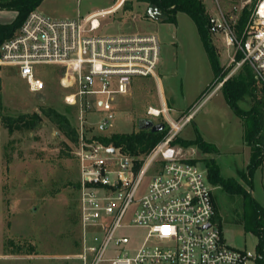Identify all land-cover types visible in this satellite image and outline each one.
I'll use <instances>...</instances> for the list:
<instances>
[{
	"label": "built area",
	"instance_id": "built-area-1",
	"mask_svg": "<svg viewBox=\"0 0 264 264\" xmlns=\"http://www.w3.org/2000/svg\"><path fill=\"white\" fill-rule=\"evenodd\" d=\"M105 14L67 20L36 9L0 48V65L15 67L33 92L45 88L38 65L65 67L64 100L78 107L80 248L45 256L48 264H257L258 254L229 245L214 219L206 167L173 144L193 112L177 122L164 106H149L147 117L164 114L170 130L141 161L100 139L115 118L116 95H126L136 76L156 77L161 53L154 33L96 35ZM233 19L210 15V31L221 36L231 65L216 88L244 63L264 84V0H255L241 37ZM96 106L103 114L98 132L87 124Z\"/></svg>",
	"mask_w": 264,
	"mask_h": 264
},
{
	"label": "rangeland",
	"instance_id": "rangeland-1",
	"mask_svg": "<svg viewBox=\"0 0 264 264\" xmlns=\"http://www.w3.org/2000/svg\"><path fill=\"white\" fill-rule=\"evenodd\" d=\"M123 1L43 0L37 8L51 18L67 20L82 19L96 12L109 13L97 17L100 27L96 35L154 33L158 36L161 53L157 76H136L126 95H116V115L104 133L138 129L139 120L147 118L149 106H164L177 122L184 120L186 112H193L179 135L184 139L200 135L216 151L203 154L192 147L185 149V154L200 160L202 168L203 159L213 157L225 177H238L249 163L251 148L244 143L241 119L227 102L223 90L217 86L206 90L215 75L195 22L184 12L177 14L176 22L156 20L147 14L150 7L147 2L130 0L131 7L127 9L122 7ZM206 2L210 15L233 14L231 24H234L244 7L252 11L255 0ZM14 16V10L0 9V23L10 22ZM213 39L221 65L225 70L230 69L221 36L213 35ZM0 69L5 114L40 113L43 107H52L78 127V107L64 100L61 79L65 67L38 65L36 71L45 88L37 92L30 91L15 67L4 65ZM240 106L248 110L250 99L241 101ZM93 110L87 114V124L98 132L103 114L97 106ZM151 119L167 123L164 114ZM74 150V144L47 117L36 129L16 128L12 132L0 121V264H48L45 256L78 252L79 171ZM213 194L227 243L257 255L258 238L244 229L242 221L243 198L230 195L220 187H214ZM252 194L264 205L260 167L253 175Z\"/></svg>",
	"mask_w": 264,
	"mask_h": 264
},
{
	"label": "trees",
	"instance_id": "trees-1",
	"mask_svg": "<svg viewBox=\"0 0 264 264\" xmlns=\"http://www.w3.org/2000/svg\"><path fill=\"white\" fill-rule=\"evenodd\" d=\"M43 0H0L1 10H14L16 16L12 21L0 23V48L3 42L13 38L18 33L26 17L33 10H36ZM138 2H147L150 6L157 7L160 12L167 15L164 21L176 22V16L179 12L187 13L195 22L201 40L208 53L211 62L214 79L207 86L215 87L228 74L230 69L225 70L220 62V53L214 43L213 34L210 31V14L206 0H137ZM130 0H124L122 7L130 8ZM248 6L244 7L235 23L236 33L239 37L245 29L250 16ZM241 54H238V58ZM225 95L229 105L237 116L240 117L243 127L244 143L251 148V157L246 168L239 172L238 177H225L221 172L219 163L213 158H204V164L207 169V178L213 187H220L230 195H237L243 198V224L244 229L254 233L257 238V264H264V205L260 203L252 194L253 175L257 168L264 162V84L257 78L254 69L249 63H244L236 75L230 76L220 87ZM250 99L251 107L244 110L240 106L241 101ZM190 112H188L189 114ZM44 117L52 121L66 137V139L77 145L78 131L71 124L68 117L52 107H43L41 112L32 114L22 113L17 116L5 114L3 97L0 91V121L12 132L14 129H36L42 123ZM169 125L159 131L150 129H135L128 133H110L100 136V139L128 155L139 158L141 161L154 147L163 141L168 134ZM174 145L189 149L197 148L203 154H209L216 151L211 143L205 141L200 135L194 139H184L179 134L173 140ZM200 160L193 159L198 163ZM214 198L216 215L214 219L223 229L221 216L219 214L216 200Z\"/></svg>",
	"mask_w": 264,
	"mask_h": 264
},
{
	"label": "water",
	"instance_id": "water-1",
	"mask_svg": "<svg viewBox=\"0 0 264 264\" xmlns=\"http://www.w3.org/2000/svg\"><path fill=\"white\" fill-rule=\"evenodd\" d=\"M147 14L156 20H166L168 18L167 15H164L162 12H160V10L155 6H150L148 8ZM138 128L150 129L151 131H159L165 128V124L163 122L155 123L151 119L143 118L139 121Z\"/></svg>",
	"mask_w": 264,
	"mask_h": 264
},
{
	"label": "crops",
	"instance_id": "crops-1",
	"mask_svg": "<svg viewBox=\"0 0 264 264\" xmlns=\"http://www.w3.org/2000/svg\"><path fill=\"white\" fill-rule=\"evenodd\" d=\"M114 8L116 9V7H114ZM114 8H113V10H115ZM96 13H97V12H96ZM15 16H16V11H15ZM15 16H14V17H15ZM12 20H13V19H12ZM0 66H4V65H0ZM0 82H1V69H0ZM187 113H188V112H186L185 115H186ZM185 115H184V116H185ZM260 169H261L262 172H263V178H264V162H263V164L261 165Z\"/></svg>",
	"mask_w": 264,
	"mask_h": 264
},
{
	"label": "flooded vegetation",
	"instance_id": "flooded-vegetation-1",
	"mask_svg": "<svg viewBox=\"0 0 264 264\" xmlns=\"http://www.w3.org/2000/svg\"><path fill=\"white\" fill-rule=\"evenodd\" d=\"M147 118H148V117H147ZM148 119H151V118H148ZM140 120H141V119H140ZM140 120H139V121H140ZM151 120H153V119H151ZM153 121H154L155 123H157V122H158V121H155V120H153ZM138 125H139V122H138Z\"/></svg>",
	"mask_w": 264,
	"mask_h": 264
}]
</instances>
